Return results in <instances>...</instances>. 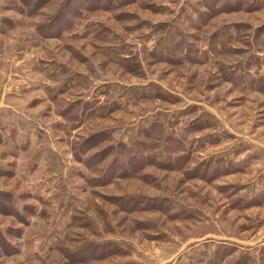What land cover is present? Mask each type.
Listing matches in <instances>:
<instances>
[{
  "label": "rangeland",
  "instance_id": "1",
  "mask_svg": "<svg viewBox=\"0 0 264 264\" xmlns=\"http://www.w3.org/2000/svg\"><path fill=\"white\" fill-rule=\"evenodd\" d=\"M0 264H264V0H0Z\"/></svg>",
  "mask_w": 264,
  "mask_h": 264
}]
</instances>
